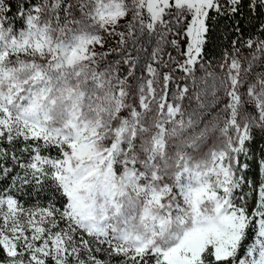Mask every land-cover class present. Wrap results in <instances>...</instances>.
I'll use <instances>...</instances> for the list:
<instances>
[{
	"label": "snow or ice",
	"instance_id": "1",
	"mask_svg": "<svg viewBox=\"0 0 264 264\" xmlns=\"http://www.w3.org/2000/svg\"><path fill=\"white\" fill-rule=\"evenodd\" d=\"M0 264H264V0H0Z\"/></svg>",
	"mask_w": 264,
	"mask_h": 264
}]
</instances>
